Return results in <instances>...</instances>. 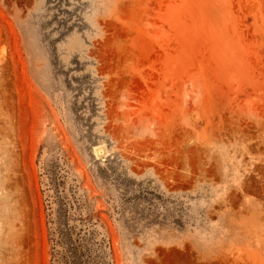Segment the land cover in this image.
Masks as SVG:
<instances>
[{"label":"rangeland","instance_id":"rangeland-1","mask_svg":"<svg viewBox=\"0 0 264 264\" xmlns=\"http://www.w3.org/2000/svg\"><path fill=\"white\" fill-rule=\"evenodd\" d=\"M0 264H264V0H0Z\"/></svg>","mask_w":264,"mask_h":264}]
</instances>
